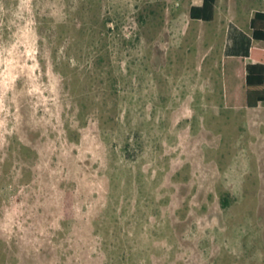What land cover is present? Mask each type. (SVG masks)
<instances>
[{
	"label": "rangeland",
	"instance_id": "obj_1",
	"mask_svg": "<svg viewBox=\"0 0 264 264\" xmlns=\"http://www.w3.org/2000/svg\"><path fill=\"white\" fill-rule=\"evenodd\" d=\"M191 3L0 0V264H264V104Z\"/></svg>",
	"mask_w": 264,
	"mask_h": 264
},
{
	"label": "trees",
	"instance_id": "obj_2",
	"mask_svg": "<svg viewBox=\"0 0 264 264\" xmlns=\"http://www.w3.org/2000/svg\"><path fill=\"white\" fill-rule=\"evenodd\" d=\"M216 0H203L201 6H191V19L211 21L214 18ZM252 38L264 41V13L257 12L251 19ZM247 58V59H246ZM224 104L227 108H256L264 104V51L248 50L245 57H224L222 60ZM222 206L229 204L228 197Z\"/></svg>",
	"mask_w": 264,
	"mask_h": 264
},
{
	"label": "crops",
	"instance_id": "obj_3",
	"mask_svg": "<svg viewBox=\"0 0 264 264\" xmlns=\"http://www.w3.org/2000/svg\"><path fill=\"white\" fill-rule=\"evenodd\" d=\"M203 0H192L191 6H201ZM189 21L193 20L189 16ZM257 12L264 13V0H216L214 18L209 23H214L211 33L208 37L217 38L219 35L224 34V57H245L248 50L251 49H264L258 43L264 41H257L252 38L251 19ZM203 21V20H201ZM205 22V21H204ZM244 27L247 32L243 31ZM247 59V58H246ZM260 104L256 108L259 107ZM255 109V108H249Z\"/></svg>",
	"mask_w": 264,
	"mask_h": 264
}]
</instances>
